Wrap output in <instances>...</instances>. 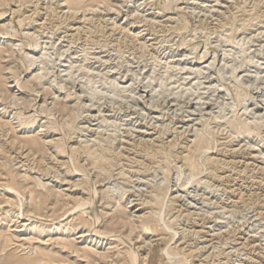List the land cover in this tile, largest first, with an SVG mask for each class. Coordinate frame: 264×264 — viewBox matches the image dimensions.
I'll return each instance as SVG.
<instances>
[{"label":"rangeland","instance_id":"rangeland-1","mask_svg":"<svg viewBox=\"0 0 264 264\" xmlns=\"http://www.w3.org/2000/svg\"><path fill=\"white\" fill-rule=\"evenodd\" d=\"M0 264H264V0H0Z\"/></svg>","mask_w":264,"mask_h":264},{"label":"bare ground","instance_id":"bare-ground-1","mask_svg":"<svg viewBox=\"0 0 264 264\" xmlns=\"http://www.w3.org/2000/svg\"><path fill=\"white\" fill-rule=\"evenodd\" d=\"M84 236L82 235V236H80L79 238H83Z\"/></svg>","mask_w":264,"mask_h":264}]
</instances>
